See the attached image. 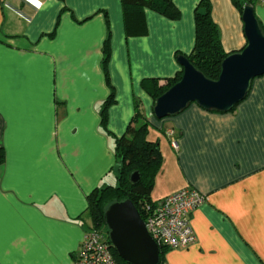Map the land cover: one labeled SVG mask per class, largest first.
<instances>
[{
    "label": "crops",
    "instance_id": "1",
    "mask_svg": "<svg viewBox=\"0 0 264 264\" xmlns=\"http://www.w3.org/2000/svg\"><path fill=\"white\" fill-rule=\"evenodd\" d=\"M201 1L173 0L178 19L146 9L127 22L121 0H0V264H76L93 227L89 196L117 184L115 143L137 106L164 157L152 201L185 189L207 197L192 214L196 243L168 249L165 264H264V76L233 112L192 104L163 120L143 88L183 71ZM211 2L224 50L240 52L245 0ZM253 7L264 32V5Z\"/></svg>",
    "mask_w": 264,
    "mask_h": 264
},
{
    "label": "trees",
    "instance_id": "2",
    "mask_svg": "<svg viewBox=\"0 0 264 264\" xmlns=\"http://www.w3.org/2000/svg\"><path fill=\"white\" fill-rule=\"evenodd\" d=\"M121 2L127 22L134 17L142 16L143 11L146 9L172 20L178 19L180 16V12L175 7L173 0H121ZM247 3V0H245L243 5H239V3H236V5L243 12L244 5ZM195 22L196 44L193 53L187 58L208 79L216 81L221 75L223 61L233 53H226L224 50L221 32L213 19L211 0L201 1L195 13ZM110 54V38H108L104 46V62L105 77L111 94L101 112V123L106 131L109 108L116 102V92L111 84L107 69ZM182 76L183 71L175 78L167 80L166 85H160L159 80L156 79L144 80L143 88L155 103L158 98L177 84L182 79ZM235 109L236 107L231 112L235 111ZM151 126V123L144 119L140 113L139 106H137V115L134 122L128 127L127 133L123 137L118 138L115 143V154L118 161L117 184L106 185L100 190H95L89 196V215L93 223L91 228L101 233H106V235L108 234V239L109 230L105 224L104 217L107 208L112 203L125 200L133 201L143 219L145 218L142 210L144 203L148 202L154 206L159 204L152 201L151 195L155 187L156 178L162 169L164 157L159 142L149 140ZM4 157V153L1 151L0 166L4 162ZM135 172L140 174L141 181L133 185L130 177ZM112 250L118 264H127L117 255L114 248ZM167 250L166 247H160V264H165Z\"/></svg>",
    "mask_w": 264,
    "mask_h": 264
},
{
    "label": "water",
    "instance_id": "3",
    "mask_svg": "<svg viewBox=\"0 0 264 264\" xmlns=\"http://www.w3.org/2000/svg\"><path fill=\"white\" fill-rule=\"evenodd\" d=\"M243 20L248 45L223 61L218 80L208 79L186 56L178 58L183 76L156 100L154 114L158 120L181 114L192 104L206 111L228 113L247 98L253 81L264 76V32L253 6L244 5ZM130 181L138 184L140 174L133 173ZM104 221L112 247L124 262L160 264V247L149 234L133 201L112 203Z\"/></svg>",
    "mask_w": 264,
    "mask_h": 264
},
{
    "label": "built area",
    "instance_id": "4",
    "mask_svg": "<svg viewBox=\"0 0 264 264\" xmlns=\"http://www.w3.org/2000/svg\"><path fill=\"white\" fill-rule=\"evenodd\" d=\"M248 5L263 4L264 0H247ZM168 136L174 149H178L175 132ZM207 202V197L195 189H185L166 197L161 203H144L142 210L147 230L159 247L188 249L197 241L192 214ZM112 244L105 233L94 228L84 237L81 256L76 264H118Z\"/></svg>",
    "mask_w": 264,
    "mask_h": 264
},
{
    "label": "rangeland",
    "instance_id": "5",
    "mask_svg": "<svg viewBox=\"0 0 264 264\" xmlns=\"http://www.w3.org/2000/svg\"><path fill=\"white\" fill-rule=\"evenodd\" d=\"M153 128V127H152ZM154 135L152 136L153 138H155V137H160L161 139H166V137H165V135L161 132V131H159L158 129L156 130V129H154L153 130V132H152ZM157 141V140H156ZM158 142V141H157ZM114 185H116L115 183H114ZM106 232V231H105ZM106 234V233H105ZM107 236H108V234H107Z\"/></svg>",
    "mask_w": 264,
    "mask_h": 264
}]
</instances>
